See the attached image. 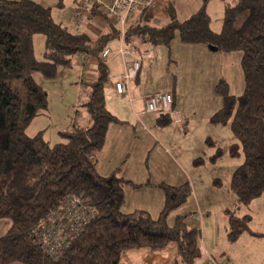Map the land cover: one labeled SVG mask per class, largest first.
Returning a JSON list of instances; mask_svg holds the SVG:
<instances>
[{
	"label": "trees",
	"instance_id": "16d2710c",
	"mask_svg": "<svg viewBox=\"0 0 264 264\" xmlns=\"http://www.w3.org/2000/svg\"><path fill=\"white\" fill-rule=\"evenodd\" d=\"M209 1L203 0L183 20L170 5L169 20L163 24H156L152 8L142 7L128 21L125 39L132 43L146 38L152 45L170 47L178 35L184 43L242 51L244 90L234 95L227 81L220 79L216 92L223 102L211 122L229 124L237 138L228 151L243 156V161L235 168L229 189L238 204L247 206L264 193V0H222L225 14L220 30L212 27ZM38 33L46 37L42 60L35 55ZM119 34L114 27L94 42L87 33L57 22L48 6L34 0H0V219L9 223L0 235V264H120L127 250L160 249L170 243L177 245L175 264H196L201 257L202 232L186 222L188 213H178L170 221V214L192 192L189 181L160 184L164 204L157 217L141 209L127 213L125 184L131 181L119 174L120 168L102 175L94 162L109 125L119 121L107 107L110 70L101 56ZM81 53L97 57L98 73L87 81L89 98L81 105L92 123L88 127L74 123L61 130L65 141L54 144L44 137L45 130L29 135L32 120L49 106L48 92L35 74L55 78L60 66H73ZM171 94L175 108L174 91ZM158 114L161 124L172 121L169 113ZM222 152L218 147L212 159ZM69 197L82 199L86 212L93 211L81 229L67 233L62 208ZM225 214L228 242L234 243L244 232L264 235L250 228L249 212L238 215L227 208Z\"/></svg>",
	"mask_w": 264,
	"mask_h": 264
},
{
	"label": "crops",
	"instance_id": "0c3cea01",
	"mask_svg": "<svg viewBox=\"0 0 264 264\" xmlns=\"http://www.w3.org/2000/svg\"><path fill=\"white\" fill-rule=\"evenodd\" d=\"M34 1L50 7L53 18L71 30H73L71 26H79V28L82 27L83 31L80 32L90 35L94 42L97 41L102 34L113 31L114 27L120 30L119 36L111 39L106 45V47L111 49V53L106 58L110 70V80L106 88V102L108 109L116 115L119 121L113 122L109 125L105 144L102 150L94 158V162L98 171L102 175L108 176L113 173L114 170L120 168L121 172L119 170V174L127 181L132 182H129L128 185L125 184V203L123 205L125 212L128 213L141 209L148 211L152 216L153 214L149 209L142 208L138 203L135 205L132 202L134 205L133 210H126V204L128 203L127 189L132 188L134 190L131 185L140 183L137 182L135 173L139 177H145L144 180L147 178L149 179L148 175L151 173L148 171L151 165L149 159L151 156V150L149 149L151 147L149 149L146 148L147 142L152 141L158 146H160L161 142L160 136H157L158 134H156V132L155 134L152 133L153 131L151 130V127H153L156 131V129L159 130L160 126H162L158 122L159 114L156 119L146 115L149 112L145 113L144 111L145 99L149 94L159 90H165L170 93H173L174 91L176 102L175 110L180 115V120L178 121L172 119V121L167 124L166 128L167 132H176V134L180 132L184 134L185 130L186 132L189 131V125L191 124V119L194 115L193 107H195V105L199 102L194 89L186 90V93L182 94L181 90L176 88V85H174L171 89H167L163 88V85L160 83H156V85L153 84L154 79L159 75V72L155 70V67L159 61L161 49L158 52V50H156V48L153 47L151 43L146 40V38H140L139 40H134L132 43H127L125 37H122V29H126L128 22L122 25L121 21L113 19L109 16H104L102 11L99 9V6H89L85 11L82 21L76 24L73 22V14L81 0ZM175 2L176 0H159L157 5L152 8L153 13L155 14V21H162L163 19L168 18L169 15L167 7L174 5ZM95 8L99 13H95ZM86 15L88 20L84 21ZM87 30L93 32L96 35V38L89 34ZM39 34L41 33L34 35V41L36 35ZM178 40L180 39L178 38ZM180 42L182 41L180 40ZM126 45L134 46L138 50L141 60V69L137 78L129 83L128 91L120 94L115 89V81L124 73L126 63L131 59V56L128 53L124 54L121 52V49ZM202 48L203 47H200V49ZM206 49L209 50L205 53L206 57L213 54L210 52H214V50H216L210 47H207ZM146 50H151L153 56L148 57V55H145L144 52ZM83 61H79V59H77L75 64L71 67L60 66L58 68V74L55 78L48 79L43 77V82L40 83L48 92L49 106L47 110L41 112L32 120L31 124L27 128L29 135L32 136L41 130H45L44 137L53 144L64 141V138H62L59 132L63 129L70 128L74 123L85 127L90 126L92 123L91 116L86 108L81 105L89 98V89H85V86L87 85V81L96 78L98 73V64L97 57L94 55H85V59ZM145 64H148L149 66L147 67ZM190 64L194 65V61L192 60ZM191 75L198 76L195 72ZM83 78L84 80L82 81ZM201 78L202 80L204 79L202 76ZM162 79L163 83L168 84L165 77H162ZM83 87L84 99L80 101L79 94L81 93ZM52 95L56 102H52ZM66 95L69 96L68 102L66 101ZM141 114H144V118H141ZM54 137H56V140L52 142ZM165 143L168 144V146H165ZM175 145H177V143L174 138H170L166 142H163L161 147H158V152L162 155L159 156V154H156L153 164L161 165L169 169V171L174 173L176 177L174 176L173 178L174 182L172 180H168L167 182L171 185H180L184 183L185 178L188 177L184 174L179 175L178 173L179 169H181L184 173L185 163L180 157H178L179 151L175 148ZM169 147H172L173 150L175 149V154L169 150ZM143 152H146V154L143 155ZM143 169H145V176H143V174H138ZM154 182H156V184L159 183L155 180ZM227 195L221 198L223 212L221 214L222 217L220 222L210 216H203L202 219H200L197 212H187L188 216L186 217V222L191 226L199 227L203 234V237L201 236L200 243L201 248L204 247V249L202 248V253L205 254L208 260V255L211 253L209 252L207 246L211 248V244H214L213 240H210L207 237V231H209L213 235H216L217 241H220L218 237L224 238V240L222 238L221 245L225 248H219L221 245L219 246L218 242L216 248L218 253L225 254L224 257H226V262L228 264H246L247 260V264H264V235L254 236L249 232H244L234 243L228 242V218L225 214V209L227 208H238V215H243L249 212L252 215L250 228L253 231L264 234V224L261 222V217H263L264 221V193L260 197L252 200L250 205L247 207L239 206L236 196L234 201L230 193ZM260 202L262 205L260 204L261 211L259 214H256L254 209L252 213L250 206H254V204H259ZM162 203L164 204V198L162 199ZM199 203H201V200ZM8 226L9 223L7 220L0 219V235L5 232ZM172 244L173 243H170L166 247L160 249L136 248L127 250L122 254L120 264H150V261L153 259L157 261V263L161 261V264H175L177 257V245ZM214 257L217 258L215 255ZM11 264L22 263L15 262Z\"/></svg>",
	"mask_w": 264,
	"mask_h": 264
},
{
	"label": "rangeland",
	"instance_id": "374dc122",
	"mask_svg": "<svg viewBox=\"0 0 264 264\" xmlns=\"http://www.w3.org/2000/svg\"><path fill=\"white\" fill-rule=\"evenodd\" d=\"M202 2L203 0H176L174 6L177 8V17L181 20L188 18L201 7ZM224 7V2L222 0H210L208 2L207 11L212 18V27L215 30H220L222 27L225 14ZM87 20L88 18L86 15L84 21ZM168 20L169 16L162 21L155 22L156 24H163ZM71 27L74 31H83L82 27ZM87 31L96 38V35L93 32H90L89 30ZM177 37L178 35L172 40L170 47L163 44H151L156 50H158V52L161 49L160 58L155 67V70L159 72V75L154 79L153 84L156 85V83H160L163 85V88L167 89H171L176 85V88H179L182 94H185L186 90L194 89L199 102L193 107L194 115L191 119V124L189 125V131L186 132L185 130L184 134L180 132H178V134H176V132H167L166 127L168 123L161 124L159 121V124L162 125L159 130L156 129L155 131V129L151 127V130L153 131L152 133L155 134L156 132V134H158L157 136H160V146L157 144L155 145L152 141L147 142L146 148L149 149L151 147L149 149L151 150V156L149 158L151 165L148 170L151 173L148 175L149 179L147 178L146 180H144L145 177H139L135 173L136 180L140 183L131 185L134 190L132 188L127 189L128 203L126 204V210H133V204L136 205L138 203L142 208L149 209L152 212L153 217L159 215L163 207L162 199L164 198V190L160 184L165 183L171 185L167 181H173L175 174L161 165L153 164V161L156 154H159V156L162 155L158 152V147H161L163 142H166L170 138H174L177 143L175 148L179 151L178 157H180L185 163L184 173L181 169H179L178 173L179 175L184 174L188 177L185 178L184 183L189 181L192 187V192L186 203L170 214V221H172L178 213L197 212L200 219H202L203 216H210L220 222L222 217L221 214L223 212L221 198L230 193L235 201L236 195L229 189V185L235 168L243 161V156H232L228 151L230 145L237 141L230 125L213 123L211 122V117L221 108L223 102L222 97L216 92V85L220 79L223 78L227 81L229 91L234 95H240L244 90V77L241 66L242 51L214 50V52H210L213 54L206 57L205 53L209 51L206 48L210 47L209 45L202 43L185 44L180 42ZM44 40L45 37L43 34L36 35L35 37V55L38 59H44ZM200 47L203 48L200 49ZM192 60L194 61V65L190 64ZM145 66L148 67L149 65L145 64ZM194 72L197 73L198 76L191 75ZM201 76L204 78L203 80ZM162 77L167 79L168 84L163 83ZM35 78L39 82H43L44 79L39 73L35 74ZM85 89H88L87 85L85 86ZM83 92L84 87L79 94L80 101L84 99ZM67 95L66 101L68 102L69 96ZM52 98V102H56L53 95ZM146 115H149L148 117H152L153 119L158 117V113L156 112H149ZM140 116H142L141 118H144V114H141ZM52 140V142H54L56 137ZM209 141L213 144H210ZM165 146H168V144L165 143ZM218 147H221L223 152L214 160L212 159V155L216 152ZM169 150L175 154V149L173 150L172 147H169ZM145 154L146 152H143V155ZM198 157L203 158V161L201 160L200 163L195 162V159ZM191 161L194 164H192ZM116 170H118V168ZM138 174H143V176H145V169L141 170ZM154 180L159 183L156 184ZM128 183H126V185H128ZM200 200L201 203H199ZM260 204L262 205L260 202L259 204L250 206L252 213L254 209L256 214H259L261 211ZM238 205L241 207H247L250 204L247 206ZM234 210L238 212L239 209L234 208ZM261 222L264 224L263 217H261ZM201 236L203 237V234ZM207 237L210 240H213L214 243L211 244L212 249L207 246L209 252L217 256L219 262L226 263L227 259L224 257L225 254L218 253L216 248L217 242L219 246L221 245L223 237H218L220 241H217L216 235H213L209 231H207ZM172 245L176 244L173 243ZM202 248L204 249V247ZM219 248L225 247L221 245ZM211 254H209L208 257L214 256ZM206 262L207 258L205 254L202 253L201 257L197 259L196 264H206ZM247 262L248 260L246 261V264ZM150 264H161V261L157 263V261L153 259L150 261Z\"/></svg>",
	"mask_w": 264,
	"mask_h": 264
},
{
	"label": "built area",
	"instance_id": "2783aa9c",
	"mask_svg": "<svg viewBox=\"0 0 264 264\" xmlns=\"http://www.w3.org/2000/svg\"><path fill=\"white\" fill-rule=\"evenodd\" d=\"M159 0H81L78 6L74 10L73 22L78 24L82 21L85 11L89 6H99L104 16H109L113 19L121 21L122 25L127 23L135 13L142 7L153 8L157 5ZM122 37H125V30L122 29ZM124 54H129L131 59L127 61L124 73L115 81V89L118 93L123 94L128 91L129 83L137 78V75L141 68L140 54L138 50L131 45H126L121 49ZM111 53V49L105 47L101 56L107 58ZM148 57H152V51L146 50L144 52ZM79 61L85 59V54L78 56ZM84 62V61H83ZM145 112L156 113H169L174 120H180V115L175 110L173 105V96L168 91H156L149 94L145 99ZM66 215L67 221H64L62 226H67L69 233L73 229H81L83 223L90 218L92 208L90 212H86L85 203L78 197H69L65 201L62 208ZM69 220V221H68ZM69 223H73L75 227L69 226ZM207 264H228L221 263L214 256H209Z\"/></svg>",
	"mask_w": 264,
	"mask_h": 264
},
{
	"label": "water",
	"instance_id": "95a60500",
	"mask_svg": "<svg viewBox=\"0 0 264 264\" xmlns=\"http://www.w3.org/2000/svg\"><path fill=\"white\" fill-rule=\"evenodd\" d=\"M211 47V46H210ZM211 48H213V47H211Z\"/></svg>",
	"mask_w": 264,
	"mask_h": 264
}]
</instances>
